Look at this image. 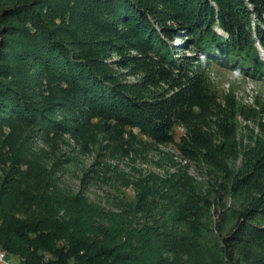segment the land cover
Instances as JSON below:
<instances>
[{"label": "rangeland", "instance_id": "obj_1", "mask_svg": "<svg viewBox=\"0 0 264 264\" xmlns=\"http://www.w3.org/2000/svg\"><path fill=\"white\" fill-rule=\"evenodd\" d=\"M18 1L0 0V43L15 22L6 12ZM157 1L167 15L148 17L155 37H141L128 22L112 29L76 22L105 74L137 105L114 101L108 86L96 84V100L81 95L75 109L53 111L71 130L58 138L48 133L59 151L58 176L102 205L111 201L107 194L134 200V184L144 181L158 189L149 218L201 253L190 264H264V234L253 229L264 225V80L206 58L194 41L197 30L172 17V1ZM68 2L55 12L67 17ZM244 6L253 26V5ZM9 37L17 51L9 65L29 93L47 100L71 94L62 73L21 60L19 33ZM31 136L33 148L49 150L46 134Z\"/></svg>", "mask_w": 264, "mask_h": 264}, {"label": "trees", "instance_id": "obj_2", "mask_svg": "<svg viewBox=\"0 0 264 264\" xmlns=\"http://www.w3.org/2000/svg\"><path fill=\"white\" fill-rule=\"evenodd\" d=\"M58 1H18L6 12L15 22L6 27L8 36L0 43V251L21 264H190L201 260L192 243L163 230L155 216L149 218L157 188L140 181L134 184V200H117L108 194L105 201H111L104 205L91 200L85 190L73 191L58 176L59 151L53 149L48 135L58 138L71 133L63 121L52 118L53 111L75 109L81 95L91 94L96 100V84L108 86L114 101L127 98L132 107L137 105L105 74L92 42L80 33L76 22L94 27L97 23L106 29L128 22L141 37H155L148 17L158 20L166 11L155 4L157 0ZM65 1L71 5L67 17L54 9ZM163 1H172V17L181 21L182 29L197 30L194 41L206 58L264 80V60L256 48L258 43L264 54V0H247L256 14L253 26L244 0ZM16 33L22 36L17 45L24 51L21 60L25 57L62 73L70 95L39 99L25 89L9 65L11 53H17L9 36ZM127 35L124 32L121 37ZM34 131L46 134L49 150L29 143ZM169 138L173 141L172 135ZM253 229L264 234V225Z\"/></svg>", "mask_w": 264, "mask_h": 264}, {"label": "built area", "instance_id": "obj_3", "mask_svg": "<svg viewBox=\"0 0 264 264\" xmlns=\"http://www.w3.org/2000/svg\"><path fill=\"white\" fill-rule=\"evenodd\" d=\"M0 264H11V262L8 260V257L1 255V252H0Z\"/></svg>", "mask_w": 264, "mask_h": 264}, {"label": "bare ground", "instance_id": "obj_4", "mask_svg": "<svg viewBox=\"0 0 264 264\" xmlns=\"http://www.w3.org/2000/svg\"><path fill=\"white\" fill-rule=\"evenodd\" d=\"M0 252H1V251H0ZM1 255L6 256V254H5L4 252H1Z\"/></svg>", "mask_w": 264, "mask_h": 264}]
</instances>
